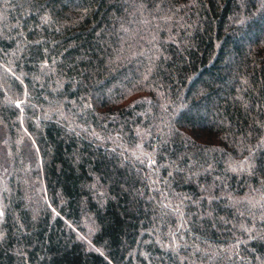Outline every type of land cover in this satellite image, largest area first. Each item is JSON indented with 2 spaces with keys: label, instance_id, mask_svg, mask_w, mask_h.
<instances>
[{
  "label": "trees",
  "instance_id": "1",
  "mask_svg": "<svg viewBox=\"0 0 264 264\" xmlns=\"http://www.w3.org/2000/svg\"><path fill=\"white\" fill-rule=\"evenodd\" d=\"M0 264H264V0H0Z\"/></svg>",
  "mask_w": 264,
  "mask_h": 264
}]
</instances>
